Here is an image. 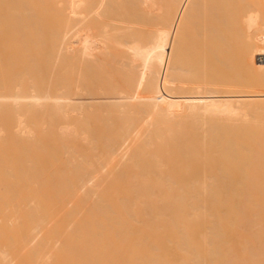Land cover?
<instances>
[{
	"label": "bare ground",
	"instance_id": "6f19581e",
	"mask_svg": "<svg viewBox=\"0 0 264 264\" xmlns=\"http://www.w3.org/2000/svg\"><path fill=\"white\" fill-rule=\"evenodd\" d=\"M262 1L0 0V264H264Z\"/></svg>",
	"mask_w": 264,
	"mask_h": 264
},
{
	"label": "rangeland",
	"instance_id": "374dc122",
	"mask_svg": "<svg viewBox=\"0 0 264 264\" xmlns=\"http://www.w3.org/2000/svg\"><path fill=\"white\" fill-rule=\"evenodd\" d=\"M52 1H53V0H50V2H49L48 4H50V3L52 4V3H53ZM261 3L264 4L263 1H262ZM261 3L259 2L258 5L261 4ZM51 4H50V5H51ZM54 4H55L54 6H56L57 3H54ZM50 5H49V6H50ZM60 5H63V6H64V3H63V4H59L58 7H59ZM245 5H246V4L244 3L243 6H245ZM51 6H53V5H51ZM51 6H50V8H52ZM54 6H53V7H54ZM58 7L56 6V7H54V8L59 9L60 7H59V8H58ZM62 8H63V7H62ZM259 8H261L260 5H259ZM239 9H240V8H239ZM239 9H238L237 11H240ZM262 9H263V11H264V6H262L261 10H262ZM48 10H49V9H48ZM60 10H61V9H60ZM53 11H54V10H52V12H51V9H50V11H48V12H50L51 14L53 13V14L55 15V17L53 16V17H52L53 19H51V16H52V15L50 14L51 16H48V17H50V18H47V19H49V20H50L49 23L52 24L51 21L56 22L57 19L61 16V17L59 18L58 21H63L62 24H61V22H58V21H57V23H58L59 26H56V25H55V24H57V23L52 24L53 26H55V27L58 29L61 25L63 26L64 24H66V22L69 20V18H68V20H66L67 18H65V17L62 15V12H65L64 10H63V11H60V12L57 11V12H59V13H57V14H55V12H53ZM224 11H226V10H224ZM58 15H59V16H58ZM56 16H57L58 18H56ZM66 17H67V16H66ZM54 18H56V20H54ZM47 21H48V20H47ZM49 23H47V25H48ZM59 23H60V24H59ZM51 24H49V25H50L49 28L52 26ZM53 26H52V27H53ZM55 27L50 28V29H51V30H49V31H51L50 34L52 33V30H55V31H56V28H55ZM54 28H55V29H54ZM59 29H60V28H59ZM59 29H58V31H56V32H60ZM55 31H54V32H55ZM50 34L48 33V35H49L48 39L50 38ZM54 34H55V33H54ZM57 34H58V33H57ZM55 35H56V34H55ZM57 37H58V36H57ZM53 38L56 39V41H53ZM51 40H52V42L50 41V39L48 40V41L51 42L50 44H48V45H49L48 47L51 48V50L53 51V46H52V44H53V43H54V44H55V43H58L59 39H57L55 36L53 37V33H52V39H51ZM50 45H51V47H50ZM241 45H242V44H241ZM241 45L239 44V46H241ZM49 48H48V49H49ZM51 50H49V51H51ZM52 51H51V52H52ZM192 52H193V53H192ZM192 52L190 53L191 56H190V54H189L190 58H191L192 56H193V57L195 56L196 58H199V56L197 55L196 50H193ZM49 53H50V52H49ZM49 53H48V55H49L48 57L50 58L51 53H50V54H49ZM229 53H230V51H229ZM231 53H232V51H231ZM233 53H235V52H233ZM192 54H193V55H192ZM194 54H195V55H194ZM189 56H188V59H189ZM193 57H192V58H193ZM195 57H194L193 59L191 58L192 60H190V59H189V60H190L191 62H193V61H195V60H196V62H197L198 60H200V58H199V59H195ZM234 57H235V58H234ZM234 57H226V58H227L226 60H227V61L230 60V61L228 62L227 65H226L225 62H224V64L221 65V68H220L221 71H220V73H219V76L221 75L222 78H223L222 71H223L224 69L222 70V67L225 66V70H224V71H225L226 75L230 74V76L233 77V75L235 74L233 80L239 81V84L241 83V81L245 83V85L242 83L241 86L243 85V86H245V87H247V86L249 87V86L251 85L250 87H254L253 83H255V85H257V86H259V87L264 86V81H263L262 79H259L258 77L254 76V75H251L252 73L249 74V72H247V73L249 74V76L251 75V76H250L251 79H252V78H256V79H252V83H251V84H250V81H247L249 78H247V80L244 79V78H245V77H243V76H244V73H243V74L241 73V70H244V69H243V66H242L241 63L238 62V61H237V63H238L239 65H236L237 63H236L235 59L237 60L238 57H236V56H234ZM261 57L263 58L264 56H261ZM261 57L258 56V59L260 58V60H263L264 58L262 59ZM230 58H231V59H230ZM233 58H234V59H233ZM196 62H195V63H196ZM234 62H235V64H234ZM231 63H233V64H231ZM228 65H229V66H228ZM230 65H231V66H230ZM215 66H216V65H215ZM235 66H236L237 68H236ZM210 67H211V66H210ZM241 67H242V68H241ZM215 68H217V66H216ZM228 68H229V69H228ZM238 68H239L240 72H239ZM211 69L213 70V69H214V66H213ZM226 69H228V71H226ZM233 69H237V70H234L235 73H234ZM229 70H230V71H229ZM231 70H232V72H231ZM210 71H211V70H210ZM244 71H245V70H244ZM244 71H243V72H244ZM211 72H212V71H211ZM211 72H209V74H210ZM213 72H215V71L213 70ZM228 72H229V73H228ZM238 72H239V73H238ZM223 73H224V72H223ZM227 73H228V74H227ZM231 73H232V75H231ZM247 73H246V74H247ZM212 74H213V73H212ZM212 74H210V76H211ZM217 74H218V73H217ZM237 74H238V75H237ZM241 74H242V76H241ZM224 75H225V74H224ZM226 75H225V76H226ZM214 76H215V73H214L213 77H214ZM217 76H218V75H217ZM225 76H224V78H227L226 80H228V77H230V76H228V77H225ZM246 76H247V75H246ZM252 76H253V77H252ZM215 77H216V76H215ZM232 77H231V78H232ZM238 77H239V78L241 77V78L238 79ZM247 77H248V76H247ZM242 79H243V80H242ZM251 79H250V80H251ZM229 80H231V79H229ZM254 80H256L258 84H256V81L254 82ZM236 81H234V82H236ZM228 82H229V81H228ZM246 82H249V83H246ZM236 84H238V82H237ZM246 84H247V86H246ZM252 85H253V86H252ZM258 187H259V186H258ZM261 187H262V186H260L259 188L262 189ZM259 188H258V189H259ZM262 190L264 191V189H262ZM259 193H260V192H259ZM263 193H264V192H263ZM259 195L263 196L261 193H260Z\"/></svg>",
	"mask_w": 264,
	"mask_h": 264
}]
</instances>
